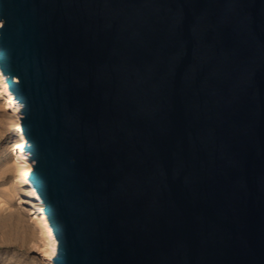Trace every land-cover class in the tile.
Listing matches in <instances>:
<instances>
[{
	"label": "water",
	"instance_id": "obj_1",
	"mask_svg": "<svg viewBox=\"0 0 264 264\" xmlns=\"http://www.w3.org/2000/svg\"><path fill=\"white\" fill-rule=\"evenodd\" d=\"M55 264H264V0H0Z\"/></svg>",
	"mask_w": 264,
	"mask_h": 264
},
{
	"label": "rangeland",
	"instance_id": "obj_2",
	"mask_svg": "<svg viewBox=\"0 0 264 264\" xmlns=\"http://www.w3.org/2000/svg\"><path fill=\"white\" fill-rule=\"evenodd\" d=\"M0 91L4 86L0 79ZM11 115L0 106V264H49L50 244L48 230L37 227L33 217L16 209L18 203L35 206L30 189L25 185L21 170L13 164L14 144L20 142L14 125L20 115Z\"/></svg>",
	"mask_w": 264,
	"mask_h": 264
},
{
	"label": "bare ground",
	"instance_id": "obj_3",
	"mask_svg": "<svg viewBox=\"0 0 264 264\" xmlns=\"http://www.w3.org/2000/svg\"><path fill=\"white\" fill-rule=\"evenodd\" d=\"M0 79H1V83L4 86V91L3 92L0 91L1 109L6 111L8 115H11L10 113L11 111H15L20 115V104L16 100V97L13 95L12 91H10L7 83V77L2 72L1 68H0ZM13 129L17 130L18 136L20 137V142L18 144L17 143L14 144L15 148L13 150H19L20 153L13 154L14 155L13 164L17 166L19 170H21V176L24 178L25 185L28 186V188L30 189L31 196L33 197L34 201H36L35 206L32 205L28 206L26 204L18 203L16 205V209H18L21 213L25 215L33 217V222H36L35 224H37V227L39 229H41L40 228L41 225L42 226L44 225V227L48 230L49 244L51 246L49 264H55L54 260L57 255L58 240L50 224V220L46 214V211L44 210V205L42 203L41 197L29 179L31 172V163L29 162V151L26 149L27 146L25 141V135L22 130L21 122L17 123L16 126L14 125Z\"/></svg>",
	"mask_w": 264,
	"mask_h": 264
}]
</instances>
